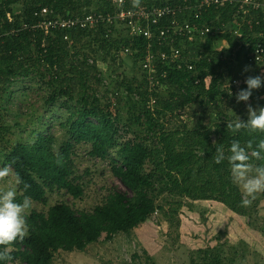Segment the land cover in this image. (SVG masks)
I'll return each mask as SVG.
<instances>
[{"label": "trees", "instance_id": "trees-1", "mask_svg": "<svg viewBox=\"0 0 264 264\" xmlns=\"http://www.w3.org/2000/svg\"><path fill=\"white\" fill-rule=\"evenodd\" d=\"M17 1L3 0L4 3L0 4V84L9 83L11 78L24 75L28 66L40 64L47 67L52 83H60L62 88L67 89L65 92L67 95H75L79 85L86 86L87 80H92L91 75L96 69L88 62L87 54H85L86 60L78 58L79 48H87L90 54L100 55L106 52L104 59L111 58L113 62L120 64L123 60L114 53L129 49L128 59L138 62L145 73L140 88L136 89L141 97H145V109L151 111L148 106L149 101H154L155 105L161 102L158 93L155 92L160 85H166L174 92L164 101V108L178 118H182V115H177V112H185L187 107L193 110V106L197 105L204 108L202 117L210 116L220 98L228 101L226 105L228 111L234 104L233 98L236 96L235 86L231 84L225 86L229 70L242 54L245 56V63L250 65L246 56L254 52L258 45H264V20L261 12L240 15L235 5L228 4L223 8L212 6L200 13L197 5L202 0L167 2L150 0L139 8L132 6V0H125L123 3H120V0H103L98 8H90L87 5L83 8V4L78 3L81 0H31L30 2L24 0L25 10L20 16H16L11 7ZM84 1L90 4V0ZM167 5L192 9V14H188V10L184 9L178 14L177 20L180 23L187 21L192 23L196 28L193 32L194 41L187 38H177L173 43L168 41L159 44L155 41L152 42L149 50V43L144 38L134 39L126 36L119 39L120 33L118 37H106V31L113 27L103 23L95 30L79 28L73 30L69 33L70 40L65 39L68 35L66 31H54L46 36L43 30L35 28L41 20L36 14H41L43 9L53 11L62 19H76L85 18L90 14L107 16L123 11ZM170 22L171 19L161 23V26L169 25ZM230 22H233L236 28L229 32L225 29L223 31ZM120 28L128 32L125 25H116L113 30L118 32L122 30ZM206 28L214 32L219 28L222 32L217 36L212 33L202 35L201 32ZM236 32L240 33L241 37H238ZM219 36L229 44L226 50L221 52L210 48ZM193 48L205 49L199 52L197 60L190 57L188 49ZM176 50L181 51L180 59L174 62L162 59L163 54L173 59ZM150 52L155 67L152 75H149V70L144 67ZM227 52L230 57L226 55ZM93 61V64H96L95 59ZM189 66L192 67L191 70ZM250 66L258 67L254 64ZM66 74H70L71 78ZM63 78L65 79L62 81ZM150 79L153 84H157L154 93L148 92ZM260 96L264 97V87L259 89L258 97ZM82 102L85 106L82 105L83 110L79 117L75 121H70L69 134L73 142H67L59 153L54 150V137L44 135H39L34 143H18L12 148L7 156V163L22 179V183L18 186L20 193L17 195V200L21 201L24 196H29L32 202H45L48 192H53L55 189L65 191L75 199L82 198L84 196L82 177L76 174L75 162L72 159L76 145L81 144L91 145L92 158L111 159L113 175L120 180L128 192L113 191L103 204L90 213L78 214L66 203L56 204L47 214L33 211L27 218L29 234L23 241L18 240L11 246L13 259L8 264L17 258H21L26 264H52L55 255L60 251L86 253L91 245L100 241L102 234H106L107 242L118 234L128 235L140 225L147 223L157 210V172H146V165L152 157L148 146L130 138L118 147V136L121 132L127 133V127L119 126L120 124L111 114L101 109L88 108L87 100ZM262 105L264 106V102ZM241 115L242 112H238L236 116L229 117L227 123ZM189 116L195 117V113ZM90 119L96 122L89 121ZM150 120L147 121L148 132L153 136L157 129L154 121ZM227 123L219 127V143L205 150V158L199 162L201 166L198 173L209 174L206 183L213 182L210 177L215 176V172L220 176L221 169L229 167L227 160L220 164L214 162L213 157L217 148H223L227 155L234 139L239 140L244 146L250 139L258 141L264 138V133L250 135L246 130L233 134L227 129ZM162 139L167 152L165 163L168 168L180 170L194 163L196 159L194 151L177 152L170 142L172 135L164 134ZM115 149H117L116 154L112 158V151ZM203 163L204 168H202ZM160 171L166 173L163 169ZM187 173H185L187 179L194 174L193 170H188ZM170 177L179 188L177 178ZM222 179L223 182L232 185L231 178ZM25 184L29 186L26 190ZM232 193L235 194L234 190L227 192L231 199ZM235 195L239 196V194ZM229 201L223 203L237 212L236 204ZM210 264L220 263L217 260H210Z\"/></svg>", "mask_w": 264, "mask_h": 264}, {"label": "rangeland", "instance_id": "rangeland-1", "mask_svg": "<svg viewBox=\"0 0 264 264\" xmlns=\"http://www.w3.org/2000/svg\"><path fill=\"white\" fill-rule=\"evenodd\" d=\"M102 1L90 0V4H86L84 0L77 2L83 4V8L86 5L98 8ZM148 1L150 0H141L140 5ZM2 3L3 0L0 4ZM25 5L24 0H18L11 7L13 14L20 16ZM235 28L233 22L225 26L228 32ZM120 29L119 39L129 36L127 31ZM228 45L219 36L210 48L221 52ZM203 49H188L190 57L197 60ZM79 50L78 58L86 60L87 54L88 62L96 69L91 75L92 80H87L86 86L79 85L75 95H67V89L62 88L60 83H52L47 67L40 64L28 66L24 75L11 78L9 83L0 84V168L7 166L14 172L7 163V156L12 148L18 143H34L39 135L54 137V150L59 153L67 142L72 141L69 134L70 121L77 120L83 110L82 100H87L88 108L101 109L111 114L119 126L127 127L128 132H121L118 136V147L131 138L146 144L152 152L146 172H157L158 214L128 235L118 234L107 242L106 234H102L100 241L91 245L86 253L60 251L52 264H210V260H217L220 264H264V193L258 194L251 206L241 207L240 188L232 181V185H229L222 179L231 178L228 175L229 167L221 169L220 176L215 172V176L210 177L213 181L211 183H206L209 174L198 173L201 166L199 162L205 158V150L220 141L219 127L238 112H242L239 116L242 120H247L246 103H237L235 96L234 104L227 111L228 101L220 98L210 116L202 117L204 108L197 105L193 106V110L187 107L185 112H177V115H182V118H178L175 114L168 113L163 104L173 94V89L160 85L155 94L158 93L161 102L155 105L153 101H149L151 111H148L144 105L145 97H141L136 91L140 88L145 73L138 62L128 59L130 53H124L123 50L114 53L123 60L120 64L113 62L111 58L104 59L106 52L98 55L90 54L87 48ZM226 55L230 57L228 52ZM93 59L96 64H93ZM244 60L245 56L242 54L233 63L225 83V86H235L236 93L246 88L245 79L248 76L264 75V65L250 66ZM245 66H250L248 72L243 71ZM66 75L71 78L70 74ZM149 85L148 92L154 93L157 84L150 81ZM131 88L134 90H130ZM258 94L259 90H254L248 102L254 108L263 106L264 97H258ZM192 113H195V117L189 116ZM150 119L157 129L153 136L148 132L147 121ZM89 121L96 122L93 119ZM164 134L172 135L170 142L177 152L194 151L196 159L191 166H184L180 170L166 166L167 152L162 139ZM90 150L89 144L76 145L72 155L76 174L82 177L84 196L75 199L65 191L55 189L48 192L45 202H32L27 218L33 211L47 214L58 203L68 204L78 214L90 213L103 204L113 191L128 192L113 175L111 159L92 158ZM116 150L112 151V158ZM188 170L194 172L189 179ZM170 176L177 178L179 188ZM184 189L186 190L183 192ZM233 190L239 196L232 193L231 199L227 192ZM19 193L17 189V195ZM226 200L236 204L238 211L223 203ZM10 264L26 263L17 258Z\"/></svg>", "mask_w": 264, "mask_h": 264}, {"label": "clouds", "instance_id": "clouds-1", "mask_svg": "<svg viewBox=\"0 0 264 264\" xmlns=\"http://www.w3.org/2000/svg\"><path fill=\"white\" fill-rule=\"evenodd\" d=\"M140 2L141 0H132V6L139 8ZM249 70L250 66H245L243 71ZM245 84L246 88L236 93V101L246 103L247 120L237 116L226 127L233 134L242 130L250 135L264 133V106L254 108L248 103L253 91L264 87V75L248 76ZM213 159L216 164L227 160L231 181L242 192L241 207L251 206L257 195L264 193V138L258 141L250 139L244 146L234 139L227 155L223 148H217ZM21 183L19 174L14 173L10 167L0 168V262L4 264L13 259L11 246L18 240L23 241L29 234L27 215L33 205L29 196H24L21 201L17 200V189ZM28 187L25 184V190Z\"/></svg>", "mask_w": 264, "mask_h": 264}, {"label": "built area", "instance_id": "built-area-1", "mask_svg": "<svg viewBox=\"0 0 264 264\" xmlns=\"http://www.w3.org/2000/svg\"><path fill=\"white\" fill-rule=\"evenodd\" d=\"M125 0H122V3ZM121 3V2H120ZM235 5L237 12L240 15H248L251 12H261L264 20V3L262 0H202L198 5V12L205 10L209 7L223 8L226 5ZM188 10V14H192V9L189 7L183 8L182 6H164V7H154L151 9H141V10H129L123 11L119 14H108L97 15L90 14L85 16V18H76V19H62L57 17L53 11L49 9H43L41 14H36L40 17V22L35 28H39L44 31L47 35L51 34L54 31H66L68 35L65 37L66 40H70L69 33L75 29L89 30V29H98L100 24H108L116 28V25H125L128 29V35L131 38H144L148 41V49L151 50L152 42L157 41L159 44L168 43L170 41L173 43L177 38H187L190 41H194L193 32L196 30L192 26L190 21L180 23L177 20L178 14H181L183 10ZM171 19L169 25L161 26V23ZM109 29L106 34V37H116L118 32L116 30ZM225 27L223 28V31ZM222 32V29H217L216 32L210 30L209 28L204 29L201 34L205 35L212 33L217 36ZM236 34L241 37V34L236 32ZM124 53H129V49H124ZM181 58V51L176 50L173 56V59H169L166 54L162 55L164 61L170 60L174 62ZM153 55L150 54L146 58V64L144 65L145 69L149 70V75H152L155 71V67L152 64ZM247 62L252 65L262 66L264 65V45H258L254 52L249 53L246 56ZM191 70L192 67L189 66ZM152 82V79H150ZM153 83V82H152ZM234 83L236 81L234 80ZM153 103H155L153 101ZM158 213L155 212V217Z\"/></svg>", "mask_w": 264, "mask_h": 264}]
</instances>
